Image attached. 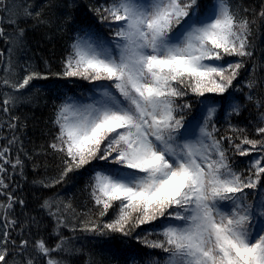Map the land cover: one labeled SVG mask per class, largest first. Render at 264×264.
<instances>
[{
  "label": "snow or ice",
  "instance_id": "obj_1",
  "mask_svg": "<svg viewBox=\"0 0 264 264\" xmlns=\"http://www.w3.org/2000/svg\"><path fill=\"white\" fill-rule=\"evenodd\" d=\"M50 6L33 13L32 4L0 0V129L8 132L0 146V264H69L65 257L84 251L81 235L149 250L129 249L125 264H264V71L254 60L264 5L257 12L231 0H105L91 11L112 39L77 28L59 69L45 61L44 70H21L20 17L44 24ZM41 80L52 83L54 98L51 139L41 149L59 171L37 183L86 177L92 204L77 213L71 200L43 201L55 221L51 247L33 236L37 217L15 215L25 205L15 195L23 144L11 155L25 126L14 110L35 103L42 89L33 82ZM77 80L91 85L78 97L64 91ZM251 107L256 118L240 126Z\"/></svg>",
  "mask_w": 264,
  "mask_h": 264
},
{
  "label": "trees",
  "instance_id": "obj_2",
  "mask_svg": "<svg viewBox=\"0 0 264 264\" xmlns=\"http://www.w3.org/2000/svg\"><path fill=\"white\" fill-rule=\"evenodd\" d=\"M16 2L24 7L32 4V12L39 11L41 6L52 5L46 7L43 18L46 21L44 24H39L35 19L25 18L21 15L20 27L25 29L24 41L25 47L18 51L15 59L22 70L25 64H32L41 70L45 68V61L50 63L53 70L59 69L60 60L64 54L67 44L70 42V37L77 28L93 26L97 31L102 32L108 39H112L111 33L103 28L98 18L91 11L92 6H98L105 2V0H16ZM233 5H242L249 9H256L259 11L261 5H264V0H231ZM210 3V0H201V4ZM71 16L72 20L66 22V17ZM6 30H10V26L5 23ZM255 43L257 45L254 52V60L262 64L260 71H264V29L257 33ZM0 52H4L7 57V49L0 40ZM228 60H237L236 57H226ZM3 65H0L2 69ZM251 71V63L246 65V69L241 70V75L237 78L243 83L248 78V73ZM0 75H3L0 70ZM36 87L42 91L36 95L35 103L20 104L14 110V115L21 118L22 124L25 126L17 133L19 142L15 145L11 155L15 159L20 143L23 144V152L19 155L25 160L24 176L16 175V182L20 187L17 189L15 195L22 198L25 202L23 208L19 204L15 207V215L21 220L31 219L37 217L40 221L39 233L37 229L32 228L33 236L37 238L43 237L48 245L54 246L56 238L53 235L55 228V221L48 216L40 205L46 199L59 198L65 201L71 200L73 207L77 213H86L92 207L91 201L88 200L85 191L86 177L81 178L75 182L69 181L67 184L56 185L54 188H44L37 181L44 178H52L58 174V161L52 155H45L41 149V145H45L50 139V135L46 134L47 130L52 127L50 123H46L53 116V96L49 93L52 88V83L49 81H34ZM234 83H236L234 81ZM91 88V85L86 81L77 80L75 84H67L64 91L69 95L79 96L83 90ZM2 99V97H0ZM58 103L59 100H56ZM257 112L254 107L249 108L243 113L240 118V126H248V120L251 117L255 119ZM254 134V133H253ZM8 135L6 129H0V146L5 143L3 137ZM33 155L32 160L27 159L24 153ZM237 159H247L240 158ZM34 165L37 167L34 169ZM87 200V205H86ZM86 218V217H81ZM66 236H71L72 233L68 229H64ZM79 235V234H78ZM77 247L80 244L84 245L83 253L73 256L65 257L69 264H125V254L129 249H142L144 252L149 251L143 249L142 245H138L135 240H132L131 245L122 246L119 240L108 241L101 237H84L76 242ZM134 246V249L132 248ZM162 255V254H161Z\"/></svg>",
  "mask_w": 264,
  "mask_h": 264
}]
</instances>
